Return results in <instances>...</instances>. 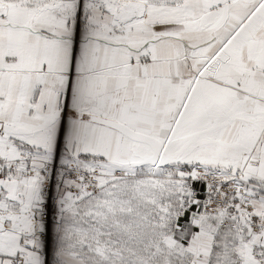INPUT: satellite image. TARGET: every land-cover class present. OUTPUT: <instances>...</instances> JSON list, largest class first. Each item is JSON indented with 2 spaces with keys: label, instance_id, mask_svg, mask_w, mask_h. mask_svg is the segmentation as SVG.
<instances>
[{
  "label": "snow or ice",
  "instance_id": "1",
  "mask_svg": "<svg viewBox=\"0 0 264 264\" xmlns=\"http://www.w3.org/2000/svg\"><path fill=\"white\" fill-rule=\"evenodd\" d=\"M0 264H264V0H0Z\"/></svg>",
  "mask_w": 264,
  "mask_h": 264
}]
</instances>
